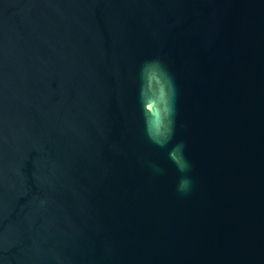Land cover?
I'll list each match as a JSON object with an SVG mask.
<instances>
[{"label":"water","instance_id":"obj_1","mask_svg":"<svg viewBox=\"0 0 264 264\" xmlns=\"http://www.w3.org/2000/svg\"><path fill=\"white\" fill-rule=\"evenodd\" d=\"M0 264H264V0H0Z\"/></svg>","mask_w":264,"mask_h":264}]
</instances>
